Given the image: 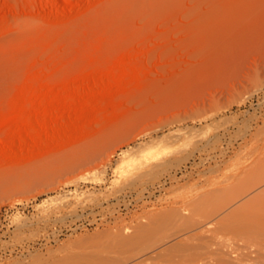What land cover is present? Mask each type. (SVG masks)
Returning a JSON list of instances; mask_svg holds the SVG:
<instances>
[{
  "label": "rangeland",
  "instance_id": "374dc122",
  "mask_svg": "<svg viewBox=\"0 0 264 264\" xmlns=\"http://www.w3.org/2000/svg\"><path fill=\"white\" fill-rule=\"evenodd\" d=\"M254 195L264 0H0V264H213Z\"/></svg>",
  "mask_w": 264,
  "mask_h": 264
},
{
  "label": "bare ground",
  "instance_id": "6f19581e",
  "mask_svg": "<svg viewBox=\"0 0 264 264\" xmlns=\"http://www.w3.org/2000/svg\"><path fill=\"white\" fill-rule=\"evenodd\" d=\"M258 196V195H257ZM257 196L256 195H254L253 197H251L250 199H248L247 201H245L243 204H241V205H239L238 207H236L235 209H234V211H232L229 215H227L225 218L227 219V217L229 216V217H232V219L234 220V222L236 223V225L237 224H239V225H241L240 223H237V222H239L240 221V219H242V221H240L242 224L244 223V228L243 229H241V230H247L248 232H250L251 234H252V236H254L255 237V239H256V237H257V235L259 234H264V201H262V202H260V204L258 205L255 201H256V198H257ZM204 198H207V197H205V196H203ZM198 202H199V200H198ZM194 205H195V202L193 203ZM204 205V204H203ZM245 205H248L249 207H250V209H252V210H250L249 211V213L247 212V210H245L246 212H247V214H249V215H245V218H247V219H244V214H246V213H244V212H241V211H244V209H243V207L245 206ZM197 206V205H196ZM248 206H247V208H248ZM190 208V207H189ZM191 209V208H190ZM195 209V208H194ZM240 209H242V210H240ZM197 210V209H196ZM249 210V209H248ZM180 211V210H179ZM190 211V210H189ZM199 211V210H198ZM201 211V210H200ZM199 211V212H200ZM235 212V213H234ZM239 212V213H238ZM177 213H179L178 211H177ZM176 213V214H177ZM184 212H182L181 211V214L180 215H182ZM198 213V212H197ZM210 213H212V212H210ZM241 213H244V214H242V216H241ZM164 215H165V217L163 216V218L162 219H168L167 217H169V216H167L168 215V212H166V213H163ZM167 214V215H166ZM173 214V213H172ZM172 214H170V216H172V217H174ZM174 214H175V212H174ZM195 214V213H194ZM203 214V213H202ZM231 214H234L233 216L236 218V215H237V218L239 219L240 217H238L239 216V214H240V216H241V218L239 219V220H235L234 219V217L233 216H231ZM161 215V214H160ZM184 215V214H183ZM185 215H188V214H185ZM167 216V217H166ZM178 216V215H177ZM189 216V215H188ZM208 216V215H207ZM249 218H248V217ZM179 217V216H178ZM191 217V216H190ZM196 216H194V218H195ZM200 217H201V213H200ZM205 217H206V215H205ZM212 217H213V215H212ZM228 217V218H229ZM157 218V217H156ZM207 218V217H206ZM206 218H204V219H206ZM210 218V217H209ZM157 219H159V217L157 218ZM156 219V221H160V223H164V221L161 219V217H160V220H157ZM170 219V218H169ZM168 219V220H169ZM173 219H175V218H173ZM188 219V218H187ZM165 220V222H167ZM177 220V219H176ZM176 220H173V221H176ZM183 220H184V218H183ZM182 220V221H183ZM196 220V218L194 219V221ZM208 220V219H207ZM244 220H246L245 222H244ZM172 220H170V221H168L169 223L171 222ZM173 221L171 222V223H173ZM178 221H180V219H178ZM192 221V220H191ZM187 222H188V220L186 221V225H187ZM198 222V221H197ZM154 223V222H153ZM158 223V222H157ZM157 223H155V224H157ZM182 223H184V222H182ZM181 222L180 223H178L179 225L180 224H182ZM193 223H196V222H193ZM192 222H191V225H190V227L193 225L194 226V224H193ZM159 224V223H158ZM168 224V223H167ZM174 224H176V223H174ZM184 224V226L186 227V225ZM190 224V223H189ZM188 224V225H189ZM198 224V223H197ZM152 225V224H151ZM151 225L149 226V228H151ZM165 226H166V223L164 224ZM169 225H171V224H168V226ZM179 225H177V226H179ZM199 225V224H198ZM197 225V226H198ZM176 226V225H175ZM175 226H174V230H176V228H175ZM182 226H183V224H182ZM182 226H180V228L182 227ZM183 226V227H184ZM196 226V225H195ZM200 227L202 226V224L201 225H199ZM199 226L196 228V229H198L199 228ZM138 227H139V225H138ZM142 227V226H141ZM153 227H155V225L154 226H152V228H151V231H153L152 229H154ZM157 227H160V228H163V226L161 227V224H160V226H157ZM167 227V226H166ZM190 227L189 226H187L186 228L189 230L190 229ZM203 227V226H202ZM147 226L145 227V229L144 228H138V230L139 231H137V232H139V233H137L139 236H137V237H135L134 235H132V237H135V238H139L140 236H145V237H142V239L143 238H146L147 236H149L148 234L149 233H151L150 235L152 236V234H153V236H154V231L153 232H151V231H148V230H150L149 228H148V230H147ZM180 228H178V229H180ZM185 228V230H187ZM193 227H191V229L190 230H193L192 229ZM156 229V228H155ZM183 229V228H182ZM199 229H201V228H199ZM198 229V230H199ZM209 229V228H208ZM240 229V228H239ZM184 230V229H183ZM184 230V231H185ZM187 230V231H188ZM189 230V231H190ZM203 230H206V228H204L203 227ZM129 231V230H128ZM177 231H179V230H177ZM180 231H181V229H180ZM200 231V230H199ZM201 231H202V229H201ZM131 232V231H130ZM175 232V231H174ZM173 232V233H174ZM182 232V231H181ZM186 232V231H185ZM204 232V231H203ZM122 233V232H121ZM136 233V232H135ZM200 233V232H199ZM125 234V233H124ZM169 234V233H168ZM175 235H176V233H174ZM123 235V234H122ZM136 235V234H135ZM147 235V236H146ZM163 235L165 236V234L163 233ZM172 235V234H171ZM181 235V234H180ZM163 236V237H164ZM184 236V235H183ZM192 236H193V234H192ZM124 237H125V235H124ZM130 236H128V238H129ZM169 237V236H168ZM171 237V236H170ZM178 237H180L179 235H178ZM190 235L189 236H185V238H187L188 239V241H190L191 239H190ZM200 237V236H199ZM253 237V238H254ZM258 237H260V236H258ZM113 238H114V236H113ZM134 238V239H135ZM183 238V237H182ZM181 238V239H182ZM261 239L260 240H256L255 242H253L252 243V245H250L248 248H246V249H233V248H229L228 246H220V245H217V244H215L216 242H214V244L213 243H209V242H207V241H203L202 240V238H194V240L195 241H199V245L197 246V244H196V248L194 247V251L196 250L197 251V248L199 247L200 249H202L200 252H199V250L196 252L199 256V258L201 259V260H205V261H212L213 262V264H264V240H263V238L262 237H260ZM124 239H126V237L125 238H122V239H120V240H123L124 241ZM133 238H131L130 240H132ZM140 239H141V237H140ZM150 239H152V237H150ZM164 239V238H163ZM167 239H170V238H167ZM175 239H176V237H175ZM204 239V238H203ZM259 239V238H258ZM119 240V241H120ZM127 240V239H126ZM138 240V239H137ZM149 240V239H148ZM162 240V239H161ZM182 240H184V242L185 241H187L186 239H182ZM123 241H121V243L120 242H118L119 244H118V247H120L121 246V244L123 243ZM133 241V240H132ZM132 241H129V242H132ZM165 241H167V240H165ZM164 241V242H165ZM191 241H193V240H191ZM212 241V240H211ZM127 242V241H126ZM128 242V243H129ZM138 242H140V240L138 241ZM183 242V241H182ZM133 243V242H132ZM131 243V244H132ZM141 243H143V242H141ZM148 243V242H147ZM159 243V242H158ZM162 243V242H161ZM209 243V244H208ZM125 244V243H124ZM131 244H129V246L131 245ZM135 243H133V245H134ZM185 244V243H184ZM186 244H188L187 242H186ZM111 245H112V243H111ZM120 245V246H119ZM133 245H131V246H133ZM136 245H137V243H136ZM138 245H140V243L138 244ZM145 245V244H144ZM175 245H179L180 246V244H176L175 243ZM175 245L173 244V246L175 247ZM190 245H193V244H190ZM128 246V245H127ZM143 246V245H142ZM158 246H159V244H158ZM173 246H168V247H173ZM183 246V245H182ZM185 247H187L186 249H190V248H188V246H186V245H184ZM106 247V246H105ZM115 248V249H120V248ZM123 247V246H122ZM126 247V246H125ZM173 247V248H174ZM184 247V248H185ZM114 248V247H113ZM134 248H137L136 246L134 247ZM145 248V247H144ZM154 248H155V246H154ZM109 249V248H108ZM126 249V248H125ZM165 249V248H164ZM167 249V248H166ZM169 249V248H168ZM168 249H167V251H168ZM172 249V248H171ZM105 250H106V248H105ZM114 250V249H113ZM131 250H132V248H131ZM141 250H142V248H141ZM112 251V250H111ZM145 251V250H144ZM162 251H164L163 249H162ZM162 251H160V253L162 252ZM166 251V252H167ZM72 252V251H71ZM101 252V251H100ZM195 252H193V253H195ZM69 253V252H68ZM77 253V252H76ZM103 253V252H102ZM108 253H111V252H108ZM130 253V252H129ZM144 253V252H143ZM159 253V255H161ZM169 253V252H168ZM192 253V254H193ZM72 254V253H71ZM134 254H135V252H134ZM191 254V255H192ZM196 254V255H197ZM68 255V254H67ZM89 255V254H88ZM101 255H103V254H101ZM133 255V254H132ZM138 255V254H137ZM136 255V256H137ZM157 255V254H156ZM158 255V256H159ZM167 255V254H166ZM195 255V254H194ZM195 255V256H196ZM58 256V255H57ZM65 256V255H64ZM63 256V257H64ZM91 256V255H90ZM133 256H135V255H133ZM139 256V255H138ZM137 256V257H138ZM141 256V255H140ZM157 256V257H158ZM170 255H168V256H165L166 258L165 259H167L168 257H169ZM56 257V256H55ZM62 257V258H63ZM68 257H69V255H68ZM71 257V256H70ZM69 257V259H71ZM75 259L74 260H68V261H66L64 258V261L65 262H63V263H61L62 261H60V258L61 257H57V260H59L60 261V263L61 264H80V263H83V264H90V262H94L93 260H95V262L96 261H98L97 259H95V258H93L92 256L91 257H89V258H86L87 256H84L85 258H83L82 256H79L80 258H78V256H76V254H75ZM95 257V256H94ZM98 257H100V258H98V259H100V260H102L103 261V259L101 258V256L99 255ZM103 257H104V255H103ZM150 257V256H149ZM50 258H51V256H50ZM61 258V259H62ZM96 258H97V255H96ZM126 258H128V257H126ZM131 258H132V260H136L137 258L136 257H134V259H133V257L131 256L130 258H129V260H131ZM147 258V257H146ZM172 258H175V256L173 257L172 256ZM181 258V257H180ZM188 259H190L191 257H187ZM187 258H185V259H187ZM192 258H197V256L196 257H193L192 256ZM191 258V259H192ZM145 259V258H144ZM184 259V260H185ZM208 259V260H207ZM40 260V259H39ZM57 260H55V263H56V261ZM148 260V259H147ZM150 260V259H149ZM152 260V259H151ZM169 260H171V258L170 259H167V261H169ZM199 260V259H198ZM200 260V261H201ZM82 261H84V262H82ZM174 261V260H173ZM181 261V260H180ZM187 260H185V262H186ZM193 261V260H192ZM195 261L197 262V260L195 259ZM205 261H204V263H205ZM42 262H44V261H42ZM41 262V263H42ZM51 262H52V260H51ZM54 262V261H53ZM101 262V261H100ZM127 262H129L128 261V259H127ZM126 262V263H127ZM140 262V261H139ZM164 262V260L162 261V262H160V264H162ZM165 262H166V260H165ZM172 262V261H171ZM170 262V263H171ZM191 262V260L188 262V263H190ZM194 263V264H198V263ZM199 262V261H198ZM203 262V261H202ZM201 262V263H202ZM211 262V263H212ZM33 263V262H32ZM31 263V264H32ZM38 263V262H37ZM48 263V262H47ZM54 263V264H55ZM59 263V262H58ZM57 263V264H58ZM106 263V262H105ZM108 263V262H107ZM118 263H120V262H118ZM125 263V264H126ZM149 263H151V262H149ZM154 263V262H153ZM153 263H151V264H153ZM168 263V262H167ZM187 263V264H188ZM192 263V262H191ZM34 264V263H33ZM43 264V263H42ZM49 264H51V263H49ZM92 264H94V263H92ZM96 264V263H95ZM111 264H113V263H111ZM155 264V263H154ZM158 264V263H157ZM169 264V263H168ZM206 264H208V263H206ZM210 264V263H209Z\"/></svg>",
  "mask_w": 264,
  "mask_h": 264
}]
</instances>
